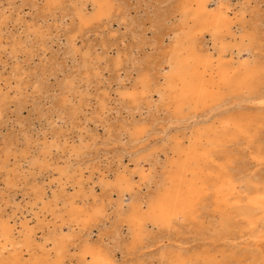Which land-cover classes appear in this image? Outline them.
<instances>
[{
  "label": "bare ground",
  "instance_id": "6f19581e",
  "mask_svg": "<svg viewBox=\"0 0 264 264\" xmlns=\"http://www.w3.org/2000/svg\"><path fill=\"white\" fill-rule=\"evenodd\" d=\"M213 1L215 7L211 8ZM66 2L70 12L64 17H70L73 27L66 43L76 54L80 52L75 45L76 33L113 18L116 0H45L44 14L65 8L63 4ZM173 8L175 20L167 34L171 39L162 51L160 63L164 72L153 76L149 64L141 67L138 62L135 68L132 67L134 83L123 86L124 90L119 92L120 100L134 109L144 105L147 112H165L162 119L166 125L161 128L159 147L146 142L131 152L130 160L135 165L133 171H117L111 181L105 176L98 178L100 186L110 191L109 196L111 192L118 194L113 203L109 199L112 222H118L113 227V237L117 241L114 248L121 251L129 244L141 245L153 235V230L169 232L180 222L197 223L202 215L199 211L211 199L216 212V220L211 223L215 235L232 238L234 245L237 240H242L252 256L250 264H264V228L261 226L264 223V174L256 179L245 166L234 167L236 160L232 159L234 148L238 149L244 143L247 148L251 145L257 148L253 159L264 161V145L258 141L264 133L259 126L260 121L263 123L264 112L257 111L253 115L245 110L235 111L242 100L264 102V62H260V54L257 53L263 47L262 34L257 25V31L244 33V25L240 22L243 14L238 19L231 16L229 1L181 0ZM5 20L0 19V31L6 24ZM38 32V29H29L27 36ZM206 36L210 48L206 46ZM19 43L13 41L11 53L15 54ZM82 55L85 65L89 49ZM113 64L117 68L119 58ZM15 70H18L17 66L14 73ZM70 86L68 82L62 84L61 89ZM8 102V96L2 94L0 109ZM96 102L104 109L103 99L97 98ZM232 109L234 112H230ZM122 128L133 143H140L149 132L142 124ZM255 140L258 141L256 146ZM53 147H58L56 140L42 142L39 154L27 162L26 169L21 170H27L31 176L37 174L34 173L36 169L38 173L56 170L60 178L57 181L64 191L65 182L62 183L61 178H69L72 166L68 158L69 165L65 168H51L48 157ZM64 147V152H68L66 154L70 157L77 154L78 147L72 144ZM5 163L1 166L4 169ZM146 165L150 167L148 171ZM15 171L13 168L7 173L15 176ZM134 175L141 182L137 190H134L132 182ZM80 179L81 175L76 180L78 188L71 194L53 192L51 200L43 202L42 210L55 214L58 225H53L42 236L38 245L41 251L32 252L26 260L20 259L17 249L20 246L29 248L30 241H33V228L28 221L21 223L23 238L18 240L13 237L7 220L0 215V264H64L71 249L72 256L78 257L83 264H117L111 251L82 235L88 221L98 215L104 216L106 204L95 195L93 187L88 190V195L84 193ZM6 184H11V180L7 179ZM142 185L151 189L143 197L138 194ZM30 188L34 191L35 202H42L44 191L39 185L33 183ZM89 198L92 199L90 204ZM77 199L82 201V205L77 203ZM58 201L62 204L59 210ZM123 229L124 235L121 234ZM78 236L81 242L74 244L73 240ZM7 247L12 253L4 256ZM159 248L160 264H216L212 257L210 259L201 252L173 251L163 244Z\"/></svg>",
  "mask_w": 264,
  "mask_h": 264
},
{
  "label": "rangeland",
  "instance_id": "374dc122",
  "mask_svg": "<svg viewBox=\"0 0 264 264\" xmlns=\"http://www.w3.org/2000/svg\"><path fill=\"white\" fill-rule=\"evenodd\" d=\"M180 1L116 0L113 18L76 33L75 45L80 52L74 54L66 43L73 28L70 17H64L70 12L67 2L63 4L65 8L44 14L45 0H0V19L6 18V24L0 31V96L6 94L9 98V102L0 109V215L7 220L13 237L18 240L23 238L21 223L24 221H28L34 230L29 248L20 246L17 249L21 260H26L32 252L39 253L42 236L53 225H58L55 214L42 210L43 202L50 201L53 192L71 194L78 188L76 180L81 175L84 193L88 195V190L93 187L95 195L106 204L104 216L98 215L88 221L82 235L111 251L117 264H160L158 252L162 244L173 251L201 252L210 259L212 257L216 264L253 262L242 240H237L234 245L232 238L215 235L211 223L216 220V212L211 199L199 211L202 215L197 223L180 222L169 232L153 230V235L142 242L144 245L129 244L121 251L114 248L117 241L113 237V227L118 222H112L109 199L113 203L118 194L111 192L109 196L110 191L100 186L98 178L105 176L111 181L117 171H133L135 165L130 160L131 152L146 142L159 147L161 128L166 125L162 119L165 112H147L144 105L134 109L120 100L119 92L124 90L123 86L134 83L133 68L138 62L141 67L149 64L153 76L164 72L160 68L162 51L171 39L167 34L175 20L173 7ZM224 1L230 2L231 16L235 19L243 14L240 22L244 25V33H252L258 26L263 47L257 53L260 54V62H264V0ZM210 7H215L214 1ZM29 29H38L39 32L27 36ZM13 41L21 42L16 45L15 54L11 53L10 47ZM205 42L210 48L208 36ZM87 49L89 55L84 65L82 54ZM116 58L120 63L117 68L113 64ZM143 58L147 62L140 61ZM16 66L18 70L14 73ZM68 82L71 83L69 90L61 89L62 84ZM97 98L103 99L104 109L96 102ZM236 110L255 115L257 111L264 112V102L242 100ZM262 122L259 126L264 131V120ZM133 124H142L149 129L140 143L130 142L124 134L122 126L130 128ZM52 140H56L58 147H53L48 157L51 168H65L69 165L68 158L72 166L69 178H61L62 183L65 182L64 191L57 181L60 178L56 170L38 173L36 169L35 176L21 170L26 169L27 162L39 154L42 142L50 143ZM258 141L264 145V133ZM258 141L255 140V146ZM71 144L78 147V151L70 157L63 148ZM237 148L232 152V159L236 160L233 166H245L251 176L259 179L264 174V161L253 159L257 148L253 145L247 148L244 143ZM3 162H6L5 169L1 167ZM146 167L148 171L150 167ZM13 168L16 169L15 176L7 173ZM7 179L11 184L14 182L13 186L6 184ZM132 182L134 190L141 185L137 175L133 176ZM33 183L44 191L42 202H35L34 191L30 188ZM149 191L150 187L142 185L138 194L143 197ZM77 203L82 205L79 199ZM90 203L91 198L88 199ZM61 206V201H58L57 210ZM261 226L264 228V223ZM121 234L124 235V229ZM73 241L74 244L81 242L79 236ZM72 252L71 249L64 264H83L78 257L72 256ZM11 253L7 247L4 256Z\"/></svg>",
  "mask_w": 264,
  "mask_h": 264
}]
</instances>
